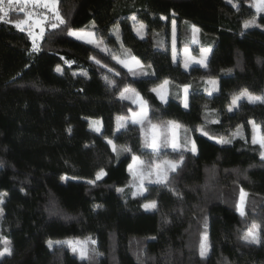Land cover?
Wrapping results in <instances>:
<instances>
[{
  "label": "trees",
  "instance_id": "1",
  "mask_svg": "<svg viewBox=\"0 0 264 264\" xmlns=\"http://www.w3.org/2000/svg\"><path fill=\"white\" fill-rule=\"evenodd\" d=\"M57 6L66 23L46 27L36 52L25 31L0 22V239L12 248L0 264H264V160L243 127L254 121L264 128V104L242 99L228 111L243 89L264 95V12L243 0H58ZM253 18L255 25L244 28ZM173 20L176 48L196 37L210 49L204 64L185 68L179 56L173 59ZM71 29L101 32L106 44L139 60L142 73L131 75L93 43L68 35ZM103 68L117 82L130 81L156 117L187 129L180 150L187 170L178 181L150 185L156 209H145L151 198L133 195L129 186L133 152L124 148L140 151V131L109 125L119 108ZM213 79L218 85L209 95L205 82ZM165 80L166 102L151 91ZM238 130L243 138L234 136ZM101 170L106 175L96 180ZM241 189L245 216L238 211ZM253 222L259 244L241 239ZM203 232L210 245L205 258ZM86 237L95 240L87 259L66 244L47 243Z\"/></svg>",
  "mask_w": 264,
  "mask_h": 264
},
{
  "label": "snow or ice",
  "instance_id": "2",
  "mask_svg": "<svg viewBox=\"0 0 264 264\" xmlns=\"http://www.w3.org/2000/svg\"><path fill=\"white\" fill-rule=\"evenodd\" d=\"M231 2V0H230ZM29 4H32L33 6H40L49 9L51 12L54 13L55 19L58 21V23H51L50 27L53 29H56L59 27L60 24H65L66 21L64 18L60 15V12L58 10V0H0V22L3 23H10L14 24L16 28L20 29L21 31H24L25 28L23 25L28 24L30 20L33 19L32 13L30 11L26 12L27 6ZM19 6V7H18ZM234 7H237V5H233ZM255 6L257 9V12H264V0H255ZM18 7V10L20 12H26V19L24 20H19V21H13L8 19L10 11L16 9ZM45 19H47L45 17ZM133 20H135V17H133ZM43 20L41 19H36L34 21V26L39 27L40 32H39V38H43L44 34V27L42 26ZM173 25V59L175 60L176 58V52H175V30H176V23L175 20L172 21ZM255 25V19L253 18L252 20H248L244 22V28H249L250 26ZM33 25H29V36L32 37L33 41V51H39V47L36 43L38 37L33 34L31 31V28ZM144 25L141 24V28H143ZM193 31L198 32L199 29H196L195 26L193 25ZM68 35L70 36H75L77 39H85V36L88 37H93V33H79L73 30H68ZM87 43H94L96 44L97 47H99L100 42L95 41L94 39H87ZM106 51V49H104ZM210 51V49H201L202 56L206 58L207 53ZM185 53H188V49H185ZM113 59H117L118 63L123 64L125 67L129 68V71L132 72L133 69L132 67L123 60H119L118 57L113 56ZM91 59L95 60V57H91ZM132 60L135 62L137 67L142 68V65L140 64L139 60H137L135 57H132ZM95 63L100 64L99 60H95ZM199 63H204V59L202 58ZM185 68L188 67V63L185 62ZM205 66H207L205 64ZM57 71H61V69L58 67ZM135 74V73H133ZM107 79V77H105ZM169 83V81L165 80L163 82V85L161 87L166 86ZM211 83L215 84V81H211ZM188 89L189 86L185 85L184 86V107H188ZM133 92L135 93L137 99L133 100V103H136L140 106V112L139 113H133L132 116V123L136 124L139 123L141 125V130L143 131L144 129V124L145 122L150 126L151 129V142L148 143L147 139L145 141L146 146L150 147L152 149V153L155 155H158L161 151L162 148L167 147L169 143H171L173 151L177 150L178 144H177V129H179L181 126L177 124L174 121H167L161 124H153L150 119H148V114H147V101H145L142 97L139 96V93L135 92V89L131 88H125L123 92H121V99L127 98L124 93L126 92ZM151 91L155 92L157 96L160 97L162 101L166 102V98L164 95L161 94V92L157 88L151 89ZM212 93L209 92V95ZM242 99H246L249 103L251 104H256V103H261L264 104V95L261 96H256L250 93L247 89L241 90V92L238 95H235L232 98L231 105L228 107V111H233L235 107H238L239 101ZM124 118H118V123H117V129L119 130L120 128L124 127V124L120 123V120ZM250 124L253 125L254 131L259 129V125H256L254 121H249ZM241 126H238V129ZM96 131H100L99 128L95 129ZM187 131V129H185ZM202 131V129H201ZM204 135H208L206 132L203 133ZM235 135H240L242 137V132L237 131L234 133ZM219 143H231L230 140H220L218 141ZM108 143L112 145L113 151H117L116 146L113 144L112 140H108ZM253 144L259 143L260 147L264 149V137H261L259 140L257 137L254 135ZM124 151L129 152L131 151L130 148H124ZM191 151L195 153L196 148H195V143L192 142V149ZM261 159L264 160V151L261 152ZM133 162L134 164H139L142 166V170L139 173H133L134 176L138 175L140 179V186H139V191L134 192L133 195H143L146 189L143 187V181L145 179H150L151 176L153 175V168H152V161L145 162L140 159L138 156H133ZM183 163V155H181L179 161H171V160H164L163 165L166 166V170L161 169V165L157 164L155 165V175H156V182L159 184H165L167 181V171H173L175 172L177 168L180 167V165ZM133 165H129V170L132 171ZM106 173L101 170L100 172L97 173L96 175V180H100ZM88 183L94 184L95 181H88ZM135 186V185H134ZM117 191H123V189H117ZM246 196L247 193L241 189V195H240V203L238 204V211L241 216H245V203H246ZM0 202H2V198H0ZM97 207H100L97 205ZM144 208L146 209H156L157 208V203L156 201H150L149 203H146L144 205ZM0 216H2V210H0ZM261 229L258 224L255 222L252 223V226L249 228V230L241 237L242 240H244L246 243L249 244H259L261 243V235H260ZM0 242H2L5 246L2 250H0V257H3L5 255H12V248L10 247L11 242L7 240V238H2L0 239ZM91 242L92 244H95V240H92L91 237L87 238L85 241H56L53 242L49 240L48 247L51 249L54 247V244H67L73 253H79V256L81 259H87L88 258V249H87V244ZM200 256L201 258L207 257L209 250H210V245L207 242V234L204 233L202 235L201 241H200Z\"/></svg>",
  "mask_w": 264,
  "mask_h": 264
},
{
  "label": "rangeland",
  "instance_id": "3",
  "mask_svg": "<svg viewBox=\"0 0 264 264\" xmlns=\"http://www.w3.org/2000/svg\"><path fill=\"white\" fill-rule=\"evenodd\" d=\"M243 1L248 3L255 10H257L256 6H255V0H243ZM18 7H17V9H18ZM27 8H32L34 11H36V14L31 12L32 16H33V19L30 20L28 22V24L23 25V27L25 28L24 31L28 35H29V25L31 24V25H33V27L31 28V31L37 37L39 36L40 29H39V27H35L34 26V21L36 19H41V20L44 21L43 24H42L44 29L46 27H50L51 23H58V21L55 19L54 13L51 12L47 8L40 7V6H33L32 4H29L27 6ZM13 12H16V11H10V13H13ZM44 12H47V13L45 14ZM45 17L47 19H45ZM24 19H26V15L21 17V19H19V20H24ZM19 20H17V21H19ZM71 30L79 32V33H83V34L93 33L94 34L93 37L85 36V39H82V40L87 41V39H94L95 41H99L100 42L99 47H97L96 44H94V43L93 44L97 48L103 50L104 52H107L108 56H109V58L111 60H114V61L117 62V59H113L112 58L113 56H116V57L119 58V60L126 61L132 67L133 71L130 72L128 67H125L123 64L122 65L125 67V69L131 75H137V74L142 73L141 72L142 68L136 66V64L132 60L131 56H129L126 52H122L120 49H118L116 47H113V46H110V45L106 44V42L104 40V37H103V34L101 32H97V31H93V30H75V29H71ZM187 40L189 41L191 46H183L179 50L175 46L176 57L179 56L181 58L182 62L184 63V65H185V62H187L188 64L197 63V64H201L202 65V63H199V61L202 58L204 59V63H205V60L207 58L208 53L206 55V58L202 56V53H201V49L202 48L198 46V44H197L198 41H197L196 37L191 36ZM175 45H176V43H175ZM171 46H172V50H173V33H172V39H171ZM104 49H106V51ZM185 49H188V53H185ZM100 72L102 73L104 79H105V77H107V79H105V80L109 84L110 88H111V86L114 87L112 89L116 88L115 96L117 98V106L119 108V113L117 115H115L109 121V125L112 128H114L115 130H118L117 129L118 118H124V119L120 120V123L124 124L123 128L127 127V125H137L138 128H139L141 149H140V151H139V149L137 150V148H136L137 145L129 147V148L132 150L133 156H138V157H140L141 160H143L145 162H148V161H152L153 162L152 163L153 175L151 176L150 179H145L143 181V187H144V189H146L144 194L146 193L151 198L150 201H154L153 200L154 199V193H153L152 189L150 188V185L153 184V183H157L156 182L157 178H156V175H155V165L159 164V165H161L162 171L166 170V166L163 165V161L164 160L179 161L181 155H183V163L180 165V167L177 168V170L175 172L170 171V170L166 172L167 179H170L172 181L180 180L181 175L184 172H186L187 166H188V156H186L185 153L180 151L182 149V140H187L189 136L186 133L184 127L181 124H179L178 122H176L174 120L166 119L164 116L156 117L154 114H152L149 106L147 105L148 119H150L153 124H161V123H164V122H167V121H174V122H176L177 124H179L181 126L179 129H177V144H178L177 150L173 151L171 143H169L167 147H164V148L161 149V151H160V153L158 155L153 154L152 153V149L150 147L146 146V143H145L146 139H147L148 143L151 142V129H150V126L145 122L144 129L142 131L141 130V125L139 123H136V124L132 123L133 113H139L140 112V106L138 104H136V103H133V100L137 99L135 93H133L131 91L126 92V93H124V95L127 98L121 99V92H123L125 88L134 89L132 84H131V82L130 81L127 82V81H123V80L117 82V80H113L112 78L114 77V74L108 73L104 68H103V70L100 69ZM133 73H135V74H133ZM211 81H215V84L211 83ZM163 82L161 84H158L154 88H157L161 92V94L164 95L165 98H167V95H168V84L166 86L161 87V85H163ZM205 83H206V86L209 88V92H211V93L216 90L217 85H218L216 79L206 80ZM183 89H184V87H183ZM184 96H185V94H184V91H183V104H184ZM92 123H93V126H95L97 124L96 121H92ZM243 127H244V132H245L246 138L251 143H252L254 135L257 137L258 140L261 137H264V128H262L261 126L259 127L258 130L254 131L253 125L246 121V122L243 123ZM123 128H120V129H123ZM256 144H258L260 146L259 143H256ZM260 149H261V152L264 151V149H262L261 147H260ZM133 156H132V161L130 163V165H133V169H132V171L129 170L130 173H131V180L129 182V186L131 187L132 192L134 193V192H138L139 191L140 179H139L138 175L134 176L133 173H139L142 170V166L139 165L138 163L134 164ZM150 201H147L146 203H149ZM239 203H240V200H239ZM149 210H151V209H149ZM203 234H204V232L201 234V238H202ZM87 238H89V237H86V238H71V239H67L65 241H73V242H75V241H85V240H87ZM92 245L93 244L91 242H89L86 245L87 249L89 250ZM4 246L5 245L3 244V248H4ZM77 254L79 255L78 252H77Z\"/></svg>",
  "mask_w": 264,
  "mask_h": 264
},
{
  "label": "built area",
  "instance_id": "4",
  "mask_svg": "<svg viewBox=\"0 0 264 264\" xmlns=\"http://www.w3.org/2000/svg\"><path fill=\"white\" fill-rule=\"evenodd\" d=\"M18 9L16 8V9H14V10H12V11H16V12H20L19 10L17 11ZM27 11H30V12H33V13H35L36 14V11H34L32 8H27L26 9V12ZM25 12V13H26ZM45 14L47 13V12H44ZM39 14V13H38ZM29 36V35H28ZM29 40H30V48H31V51H33L32 50V47H33V41H32V37H30L29 36ZM36 43H37V45H38V47H39V49H40V43H41V38H39V36H38V39H37V41H36ZM33 52H36V51H33Z\"/></svg>",
  "mask_w": 264,
  "mask_h": 264
}]
</instances>
